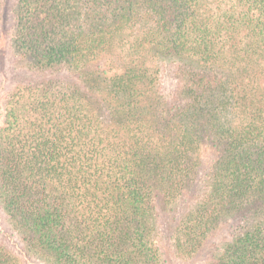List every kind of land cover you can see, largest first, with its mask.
I'll list each match as a JSON object with an SVG mask.
<instances>
[{"label":"trees","instance_id":"trees-1","mask_svg":"<svg viewBox=\"0 0 264 264\" xmlns=\"http://www.w3.org/2000/svg\"><path fill=\"white\" fill-rule=\"evenodd\" d=\"M0 36V264H264V0H0Z\"/></svg>","mask_w":264,"mask_h":264},{"label":"rangeland","instance_id":"rangeland-1","mask_svg":"<svg viewBox=\"0 0 264 264\" xmlns=\"http://www.w3.org/2000/svg\"><path fill=\"white\" fill-rule=\"evenodd\" d=\"M11 14L9 15V12H8V18L5 19L6 21V28L8 27L9 29L7 30V36L9 37V34L12 30V22H11ZM6 36V37H7ZM2 38L3 36H0V43H2ZM7 52L8 54L10 55L9 57L11 58V55L13 54V51L12 50H9V48L7 49ZM13 56V55H12ZM15 59V58H14ZM170 74V73H169ZM0 82L3 83V86L0 88V91L1 89H6L7 87L10 86V82L9 81H6L4 78L0 77ZM165 85L167 86V88L171 87V82L170 80H168V82L166 81ZM7 223H5L4 221V217L2 216V214L0 213V239L3 241V242H6L8 245H10V243L12 242V238L7 230ZM15 241V240H13ZM18 245V243H17ZM169 252H171L170 249L167 250V257H168V263L167 264H190L189 262H186V261H179V259L177 260H174L172 263L170 262V258H169Z\"/></svg>","mask_w":264,"mask_h":264}]
</instances>
